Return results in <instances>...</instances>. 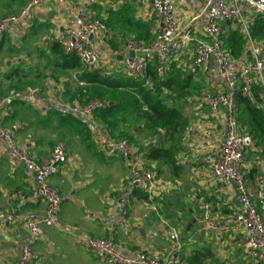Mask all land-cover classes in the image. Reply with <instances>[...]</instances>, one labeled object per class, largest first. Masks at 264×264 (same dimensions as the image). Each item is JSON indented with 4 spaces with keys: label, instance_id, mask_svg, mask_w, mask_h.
Segmentation results:
<instances>
[{
    "label": "crops",
    "instance_id": "1",
    "mask_svg": "<svg viewBox=\"0 0 264 264\" xmlns=\"http://www.w3.org/2000/svg\"><path fill=\"white\" fill-rule=\"evenodd\" d=\"M208 1L173 0L179 26L186 28L193 39L205 38V17L195 22L192 19L204 11ZM27 2L0 0V18L18 13ZM72 9L83 10L108 28V35L93 39L101 57L94 69H85L81 63L77 68L62 67V44L66 30L72 26ZM242 11L246 28L234 22L223 26L224 47L236 62L252 60V43L264 49V29L260 38L252 32L259 14L246 6ZM160 25L147 0H44L28 21L0 38V101L30 89L40 93L38 103L27 98L11 101L5 109V128L14 142L39 163L47 160L60 143L68 154L67 163L49 178L65 202L57 214L56 226L48 229L45 240L36 245L32 264H104L90 251L87 240L106 238L110 233L117 248L132 257L148 254L159 259L178 242L184 245L183 255L193 264H255L256 255L244 245L245 229L234 223L241 207L235 185L216 181L204 163L205 155L217 151L224 137L223 116L212 115L209 107L200 102L203 96L224 91L215 58L208 71L191 74L188 67L197 49L192 42L170 64L168 77L192 75L190 90L200 95L188 99L197 106L193 107V117L186 119L189 128L182 136L175 163L149 161L144 152L147 148L133 147L137 159L155 167L157 187L152 198L134 194L135 189L143 190L131 184L130 171L120 158L107 157L93 147L98 131L90 123L60 112L63 105H83L98 98L97 93L108 100L109 106H117L120 103L116 96L137 92V88L112 90L83 82L81 76L86 71L100 70L115 78L132 79L134 85L142 81L146 86L153 85V66L146 77L131 78L123 61L131 54L129 41L150 43ZM248 97L261 108L263 88L256 85ZM95 122L99 129H108L96 115ZM239 124L243 134L251 135L250 127L240 120V110ZM255 141L256 149L246 152L243 169L252 192L257 180L264 178V143ZM178 184L188 195L184 204L188 215H183L167 197ZM34 188L33 175L15 163L9 146L0 142V210L13 208L19 191L31 193ZM204 203L213 206V220L218 226L231 224L232 230L205 232L201 208ZM45 209V202L39 201L26 204L23 211L42 215ZM26 236L27 228L22 223L13 227L0 223V264L17 263Z\"/></svg>",
    "mask_w": 264,
    "mask_h": 264
},
{
    "label": "built area",
    "instance_id": "2",
    "mask_svg": "<svg viewBox=\"0 0 264 264\" xmlns=\"http://www.w3.org/2000/svg\"><path fill=\"white\" fill-rule=\"evenodd\" d=\"M44 0H28L18 13L0 18V38L13 27L28 21L31 14L42 6ZM158 17L161 25L153 40L142 43L137 40L128 42V48L134 53V58H126L123 67L131 78L147 76L150 67L159 80H165L169 75L170 64L177 61L188 44L194 42L197 46L196 56L189 65L191 74L206 72L212 58L217 61L219 78L224 91L214 96H203L200 102L207 105L214 116L222 115L224 137L215 152H209L204 157V163L210 169L212 176L218 182L234 184L241 207L235 216L236 226L245 229V248L256 255L255 264H264V178L256 182L254 192L248 186L243 169L246 164V152L256 149L255 139L241 132L239 124V107L237 94L252 96L256 85L264 90V49L252 43V60L236 62L232 60L223 43V26L228 22L241 23L246 28L242 7L264 16V0H209L204 11L195 16L192 22L204 16L206 20L205 38L193 39L186 28L180 27L175 17L173 0H147ZM72 26L65 32L62 47L64 55L76 56L85 69H94L100 62V52L93 39L108 35L104 22L90 18L80 9L70 10ZM91 37H93L91 39ZM39 91L30 89L25 94L12 93L0 101V142L10 148L12 160L24 167L33 175L35 188L31 193L19 191L18 203L9 210H0V223L15 226L22 223L27 228V236L21 248L16 264H32L35 259V247L45 240L46 231L57 224V214L65 199L59 189L52 186L49 178L59 173L67 163L66 146L58 144L51 156L37 162L21 149L5 128V109L7 105L18 99L27 98L32 103L40 101ZM107 103L101 99H93L85 105H63L60 112L65 116L83 119L98 131L100 152L107 157H118L129 169L131 184L140 187L149 198L157 187L154 171L145 167L136 158L133 146L127 140L116 141L103 134L97 127L95 115L105 109ZM264 112V100L261 104ZM43 201L45 212L39 215L23 211L26 204ZM204 231L229 232L233 225L218 226L213 220V206L202 205ZM87 246L96 258L104 264H193L184 255V245L176 242L162 258H154L148 254L136 257L123 254L116 245L114 236L110 233L106 238H90Z\"/></svg>",
    "mask_w": 264,
    "mask_h": 264
},
{
    "label": "trees",
    "instance_id": "3",
    "mask_svg": "<svg viewBox=\"0 0 264 264\" xmlns=\"http://www.w3.org/2000/svg\"><path fill=\"white\" fill-rule=\"evenodd\" d=\"M264 29V16L259 15L258 20L252 28V32L256 38H260L262 30ZM242 40V37H239ZM64 53V52H63ZM64 55V54H63ZM80 66V61L76 56L64 55L62 60V67L65 69L77 68ZM151 70V69H150ZM152 71V72H151ZM151 80L154 88L148 93H144L143 85L145 82L132 83V79L125 80L115 78L104 74L100 70L86 71L82 76L81 80L89 84H96L105 86L108 89L118 90L124 88H137V92L143 95V104L150 109L152 117L159 122V126L165 131L162 137L166 141L172 142L170 148H166L159 145L151 148L150 146L145 149V158L152 162H162L165 164H173L176 162V155L181 150V139L184 133L188 130L189 124L186 119H183L181 112L167 104L170 102L168 98L165 100L162 97L163 91L178 89L182 92L192 94L191 85L193 81L192 75L190 76H176L168 77L165 80H159L154 70H151ZM98 98L102 101L103 95L97 93ZM103 98V99H102ZM105 109L100 110L96 113V118L108 127L110 137L116 141L127 140L121 136H117L115 128L118 127V117L121 111V107L124 106L120 102L117 106H109V103ZM139 103L138 99L136 100ZM83 103V105L87 104ZM237 103L240 110V120L244 119L246 124L250 127V134L258 141V143H264V112L257 105L252 103L251 97L243 95L240 91L237 94ZM128 141V140H127ZM129 142V141H128ZM130 143V142H129ZM134 194L142 198L148 199V194L144 191L135 189Z\"/></svg>",
    "mask_w": 264,
    "mask_h": 264
},
{
    "label": "rangeland",
    "instance_id": "4",
    "mask_svg": "<svg viewBox=\"0 0 264 264\" xmlns=\"http://www.w3.org/2000/svg\"><path fill=\"white\" fill-rule=\"evenodd\" d=\"M152 88H154L153 85H143L144 93H148ZM199 95L200 93L198 92H192V94H189L178 89L167 90L162 93L163 99L165 100V98H168L170 101L166 103L177 108L181 112L183 119H189L191 116L193 117V107L197 106V104L193 102V105H191L188 102V99L195 96L199 97ZM115 99L119 101V103L121 101V103L124 104V106L121 107L117 119L118 127L115 128L117 136L127 139L130 144L138 150L147 148L152 144H159L166 148L172 146V142L166 141L165 139L163 141L162 137L164 136L165 131L160 128L159 122L152 117L150 109L143 104V95L128 91L122 92V94L116 96ZM137 99L139 103L136 102ZM103 100L108 102L107 99ZM101 131L103 134L110 135L108 129L104 127H102ZM94 141L92 142L93 147L96 150H99L98 140L95 139ZM144 165L155 172V167L146 164ZM159 180L162 181L163 179L159 177ZM181 185L182 184H178V188L174 192H171L170 196L168 195L167 197L173 203L175 208H180V210L183 211V215H188L185 211L184 205L188 195L183 192Z\"/></svg>",
    "mask_w": 264,
    "mask_h": 264
},
{
    "label": "water",
    "instance_id": "5",
    "mask_svg": "<svg viewBox=\"0 0 264 264\" xmlns=\"http://www.w3.org/2000/svg\"><path fill=\"white\" fill-rule=\"evenodd\" d=\"M92 38H93V37H91V39H92ZM134 56H135V55H134V53H133V52H131V54H130L129 58H130V59H133V58H134ZM156 146H157V144H152L150 147H151V148H154V147H156Z\"/></svg>",
    "mask_w": 264,
    "mask_h": 264
}]
</instances>
